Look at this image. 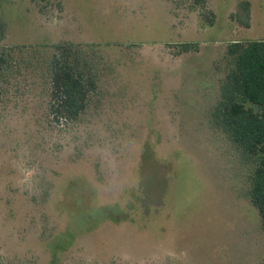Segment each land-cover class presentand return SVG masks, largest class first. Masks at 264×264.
<instances>
[{"label": "rangeland", "instance_id": "374dc122", "mask_svg": "<svg viewBox=\"0 0 264 264\" xmlns=\"http://www.w3.org/2000/svg\"><path fill=\"white\" fill-rule=\"evenodd\" d=\"M0 21V264H264L257 163L213 122L264 0H0ZM64 43L101 74L77 124L51 110Z\"/></svg>", "mask_w": 264, "mask_h": 264}, {"label": "trees", "instance_id": "16d2710c", "mask_svg": "<svg viewBox=\"0 0 264 264\" xmlns=\"http://www.w3.org/2000/svg\"><path fill=\"white\" fill-rule=\"evenodd\" d=\"M201 7L206 0H192ZM250 4L242 3L245 26L250 27ZM216 20L211 13L207 25ZM243 23V19H239ZM0 39L4 24L0 21ZM183 52L196 50V44H184ZM73 43L54 46L50 61L52 115L58 122L79 123L88 112L92 96L97 92L101 74L98 65L85 50ZM227 56L233 67L221 86V98L213 112L215 126L224 132L236 148L255 159L257 166L251 180L250 198L258 209L264 229V41L235 42ZM9 59L0 52V103L3 80Z\"/></svg>", "mask_w": 264, "mask_h": 264}]
</instances>
